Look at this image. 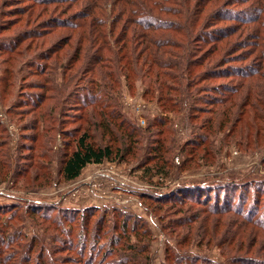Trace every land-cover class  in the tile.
<instances>
[{"label": "rangeland", "instance_id": "obj_1", "mask_svg": "<svg viewBox=\"0 0 264 264\" xmlns=\"http://www.w3.org/2000/svg\"><path fill=\"white\" fill-rule=\"evenodd\" d=\"M138 2L152 6L151 12L160 14L166 21H178L183 17L178 12L180 6L169 0H160V3L173 6L171 9L176 11H156V0H0V46H3L0 49V150L8 170V176H5L7 170L0 167V229L7 230L0 232V239L14 228L23 233L18 237L22 243L5 241L0 264L18 259L16 251L23 253L22 246L28 250L35 233L37 241L32 250H28L31 255L23 254L21 259H28L29 255L30 258L22 264H41L47 260L55 264H74L67 262L70 256L77 255L67 241L82 230V212L89 213L93 209L98 211L86 221L89 243L96 239L92 233L101 215V220L103 217L107 220L102 221L104 228L97 230L103 233L101 244L106 249L105 242L113 234L123 232L121 222L124 218L117 214L121 212L128 217L130 242L147 245L139 256L146 264H175L171 254L176 250L188 251V254L196 255L194 257L205 256L206 264H247L250 260L264 264V227L246 221L238 212L243 207V214L249 213L248 208L258 212L256 218L264 220V39L260 46H255L252 39V31L257 26L264 32V11L256 0H191L187 3L191 11L200 10L197 31H216L227 26L235 29L227 37L213 41L216 45L199 39L196 44L197 39L191 34L181 37L170 28L158 31L160 35L165 33L167 37L182 38L181 46L185 49L187 42H192V47L196 44L195 50L191 51L192 58L197 54L201 63L195 65L191 77H198V80H194L191 90L183 89L186 88L184 84L180 86L189 91V106L184 104V110L178 112L164 111L158 91L149 88V77L121 74L118 76L120 86L114 88L113 96L123 112L121 119L126 118L137 125L138 142L124 151L122 160L116 155L113 160L88 164L74 180L66 181L62 177L64 150H72L75 145L72 141L68 146L62 140H74L90 124L91 132L97 130L95 135L98 134L99 139L103 133L91 122L93 116L99 118L98 107L79 106L82 98L78 99V93L68 100L65 97L75 87L81 89H75L77 92H83L85 87L97 83L96 80L106 79L101 77L103 69L93 62L92 55L103 45L105 54L110 56L108 48L117 46L115 36L124 26H127L128 37L136 44L131 33L136 25H132L130 19ZM226 9L238 17H213L216 12L222 14ZM256 14L261 17L259 21L245 23L248 17L254 19ZM98 18L102 23L95 26ZM56 19L64 24L52 25ZM243 42L245 45L241 47ZM12 44L14 47L7 49ZM133 44L129 43L128 47ZM77 51L80 56H76ZM172 51L166 56L177 59L176 55L184 52L185 57L186 51L182 47L172 48ZM51 53L52 57L46 58ZM30 61L33 64L30 65ZM88 64L92 66L90 69ZM248 68L252 75H242ZM168 70L177 76L168 81L177 85L179 69ZM45 82L53 88L44 87ZM218 88L219 99L226 97L222 102L214 99V90ZM58 89L60 94L44 106L22 101V97L36 100L38 94L44 92L54 95ZM230 93L229 101H225ZM52 102L66 104L62 109L64 113L56 108V120L43 114L49 111ZM161 116L167 118L165 124L162 120L157 121ZM41 120H45V125L53 122L54 128L48 131L34 129V124H41ZM63 130L68 132L63 134ZM114 130L121 132L122 129L114 127ZM202 133L207 139L200 144L195 140L192 144L190 138L199 136L196 139L201 140ZM33 134H37V139H26ZM69 134L71 138L66 137ZM120 136L121 133H116L115 138ZM156 137H164L165 145H173V150L168 164L162 158L150 174L147 168L155 163V159L149 160L147 154L155 147ZM115 140L114 145L123 148L129 143L121 137ZM31 144L35 148L33 151ZM164 164L166 170L157 174V168ZM15 167L22 169L15 173ZM208 181H233L238 191L235 193L232 186L225 184L223 189L211 188L213 194L208 200L204 198L207 191L201 194V199L207 203H156V194ZM226 189L231 192L225 194ZM257 190L263 197L260 204L256 203L261 197ZM189 192L197 193L194 188ZM216 194L221 196V202L216 201ZM20 198L37 200L41 203L37 206L51 217L26 212L24 200ZM227 198L231 205L224 202ZM246 198L248 204L243 206L241 202ZM217 203L227 210L211 211ZM17 206L19 209L14 212ZM105 209L109 210L106 215ZM134 227L138 232L147 230L148 235L143 239L136 237ZM89 243L86 254L93 250L94 245Z\"/></svg>", "mask_w": 264, "mask_h": 264}, {"label": "trees", "instance_id": "obj_2", "mask_svg": "<svg viewBox=\"0 0 264 264\" xmlns=\"http://www.w3.org/2000/svg\"><path fill=\"white\" fill-rule=\"evenodd\" d=\"M169 1H172L173 5L176 4L180 6V8L176 6L175 7L178 9H181L178 11L179 13H182L183 17L181 18V20H178V21L172 20V22L163 20L162 17L159 16L160 14L157 15L151 12L154 9L152 8V6H148L147 4L142 5L141 2L140 3L138 2V5L134 6V12H132L133 16H131V19H130V21L134 23L132 25H136L131 32L134 36L133 39H134V42H136V44L134 45L132 43V40L128 37V34H127L128 33L127 26H124L122 30L119 31V34L115 36L117 46L115 48L113 47L108 48V50L111 53L110 56L108 54H105L104 52L105 46L103 45H101L103 48L99 49L98 51L96 49L95 53L92 55L93 62L100 64L99 67L103 69L102 71H100L101 77L106 78V79L96 80L97 83H95L93 86L89 85L88 87H85L82 90L83 92H77V90L75 89H79V88L75 87L74 89H72L71 91L67 93L68 95L65 97V100L70 99L72 96L75 95V93H78L77 94L79 97L78 99L82 98V101H81L82 105H79V106H91L92 105V106L98 107L97 113H98L99 118H97L96 116H93L94 118L91 122H92V125H94V128L96 129L101 128L103 133L101 134V137H100L101 139H99L98 134L95 135L96 133L95 131L97 130H95L94 132H91L90 128L92 126L90 124L88 125V128H86L85 131L79 137L76 136L75 138H73L74 140L69 141L68 138L67 139L64 138L62 140V142L67 143L68 146H70L69 144H71L72 141L75 143L74 148L72 150H67V149L64 150V155L62 157V165H61V174L64 180L71 181V180L78 178L81 175L83 169L90 163H101L106 159L113 160L116 157V155L119 156L120 159L122 160L126 154L124 151H128L129 147H133V144L135 142H138L137 141L138 135L135 133L138 129L136 127L137 125L133 123V121L127 120L126 118L121 119L123 112H121L119 108V102L115 101L116 99L113 96L114 88L116 86L119 87L121 83L119 82L118 76L120 77L121 74L122 75L134 74V75H141L147 78L149 77L151 81V84H149L150 85L149 88L152 89L153 87L154 90L156 88V91H158V100L162 103L164 111L170 110V111L178 112L179 110H182L184 108V104L186 105L189 104V101H188L189 91L187 92V90H182L180 86L184 84L186 88H183V89L191 90L195 84L194 80H198V77H195V76L191 77V75L193 73V68L195 67V65H199V63L201 62L198 56H196L197 54H195L194 57L192 58L193 52L191 51L195 50L194 48H196L197 43L199 44V41L213 42V41H216L219 37L221 38L227 37L229 34H231L235 30L232 27L227 26V28H223V29L220 28V29H217L216 31L199 32L197 31V25L199 24V21L201 19L200 10L197 9L198 11L196 12L193 9V11H191V7L187 5V3H191V0H184V1L182 0L183 3H180V0H169ZM185 1H186V4H184ZM256 3L261 6L262 8L261 11H264V0H256ZM171 7L173 6H170L168 4L162 5L160 3V0H156V8L158 9L156 11L160 13L163 12V10L164 11H173V10L176 11V9L174 8H172L173 9L172 10ZM88 11L86 12V15L88 14ZM231 12L233 11L226 9L224 10L222 14L220 13L217 14L216 12L215 14H213V17L215 18L216 16L217 18H222V17H230L231 15L234 16L233 18L238 17V15L236 14L235 15L231 14ZM253 18L254 19H252V17L251 18L248 17L245 23L248 24L253 21L257 22L260 20L261 17L260 15L256 14ZM61 21L62 20L60 19H56L55 21H52V25L55 23L64 24ZM95 22H96L95 26H97V23H102V19L98 18L95 20ZM163 28H166V29L170 28L171 30H174L175 32H177L178 35H180L181 37H188V35L191 34L193 38L197 39L195 46L192 47V42L191 43L187 42V47L185 49L183 46H181L184 43V41L181 40L182 38L181 39L175 38L173 35H169L167 37L165 36V33L160 35L158 31ZM238 29L239 27H237V31ZM175 32L174 34L176 35ZM252 33H253L252 39L254 41L253 42L254 45L260 46L262 44L261 41L264 39V32L262 28L257 26V28L253 30ZM198 36L199 38H196ZM248 38H251V37H248ZM246 42H249V39ZM119 43L121 44L118 45ZM129 43L133 44L134 46L129 48L128 47ZM213 43L215 44L216 42H213ZM244 45L245 43L243 42L241 47H243ZM13 47L14 45L12 44L8 46L7 49H10ZM180 47H182L186 51L185 57H184V52L179 53V56L176 55L177 59L166 56L167 54L174 52L172 51V48H180ZM1 48H3V46H0V49ZM54 49L55 48H52L51 50H54ZM113 50L115 54L113 53ZM52 55H53L52 53L48 54L46 55V58L50 59ZM76 56H80L79 51H77ZM74 57L75 56H73V58ZM29 63L31 65L33 64V61H30ZM88 66H89L88 69L92 67L89 64ZM174 68H177L180 71V73L178 74L179 80L178 81L176 80L175 82L177 85L171 84L172 82L168 81V78H171L174 80L177 79V76L170 74L169 71L171 70H168V69L174 70ZM126 69L131 70V72H127ZM217 72H219V74L223 73L222 70L217 71ZM242 72H243L242 75H245V76L252 75L251 68H248L247 70L242 71ZM232 73H236V72H232ZM204 75L206 74H203V76ZM199 77H201V74L199 75ZM5 78L6 76H4V79ZM48 79L49 78H47V80ZM154 84H156V86H153ZM51 86L52 84L48 82L44 83V87L46 88L52 89L53 87ZM219 90L220 88H218V90L217 89L214 90L215 91L214 99L222 102L224 101L226 97H224L223 99H219L220 98V96H218V93H220ZM232 90H235V87ZM58 94H60L59 89L56 91L54 95L52 94L51 96H49V94L44 92V93L38 94L39 96L36 100H30L28 98L22 97V99H24L22 101H24V104L31 103L37 106L39 105L44 106L47 101L53 100L54 96H57ZM229 96H231V93L227 96V99L225 101H229L228 100ZM65 102L61 104H56L52 102L50 109H48L49 111L46 110V112L43 113L44 116H46L47 118L49 117V119L51 120H54V119L56 120V118H54V112L56 108L58 107H59V111L60 110L63 111L62 109H64V106L66 105ZM41 109L44 110L45 107H42ZM166 119H167L166 117L163 118L161 116V118L159 117L157 121L162 120L161 123L165 124V122L167 121ZM114 127L118 129H122L121 132H118V130H114ZM33 128L38 129V130L41 129V131H48L54 128V126H53V122H50L45 125V120H41V124H34ZM64 132L67 133L68 131L63 130V134ZM116 133H121L120 137L123 139H127L129 141L126 148L114 145V142H116L115 139H120V137L115 138ZM71 134L67 135L66 137L71 138ZM106 135H109V136L107 138H104ZM195 135H198V134L196 133ZM200 136L202 137L201 140L196 139L199 136H196V138H193V137L190 138L191 143L192 144L195 143V140H196V143L200 144L202 143V140L207 139L206 136L203 135V133L200 134ZM46 138L49 139V135H46ZM26 139H30L31 141H34L35 139H37V134L35 136L33 134L31 138H26ZM192 139H194L193 142H192ZM44 142L46 145H48L46 141ZM154 146L155 147L153 148L152 152H149L147 154L149 160L155 159V163H153L150 167L147 168L148 173L150 174L151 172L155 171L156 163L162 158H164L165 162L168 164V162L171 160L170 154L172 153V150H173V145H170V146L165 145L164 137H156V144H154ZM30 149L32 151L35 150L33 144H31ZM167 155H168V158H165L167 157ZM1 156L2 154L0 150V167L2 166L4 169L7 170V168L5 167L6 163L4 160L1 159ZM156 158H157V161H156ZM165 164L162 168H157L156 170L157 174L158 173L160 174L161 171L166 170ZM20 169L22 168L15 167V170H16L15 173L20 171ZM5 176H8V170L6 171ZM235 183L236 182H233V181H228V182L223 181L222 183H218V182L214 183L213 181L202 182L199 184H195L192 187L187 185L183 188L172 189L168 192H162V193L156 194L155 199L157 201L156 203L158 204L164 201V202H170L172 205L184 204L187 201L202 202L205 200L204 198L208 200L209 198L212 197L211 194L213 193H212L211 188L215 190L223 189L225 184H229L228 185L229 187L232 186V190L236 193L238 189H235V188H238V187H236ZM191 188L196 189L198 194L190 193L189 191ZM210 189H211V193H209ZM205 191H207L205 193L206 196L203 199H201V197L203 196L201 194L204 193ZM225 191H226L225 194L231 192L229 189H226ZM258 191L259 190H257L256 193H258V196L259 195L261 196L260 191L259 192ZM216 196H217L216 201L221 202V199H220L221 196L217 194ZM228 198L225 199L224 202H227L228 205H231L232 204L231 200H229ZM230 198L234 199L233 197H230ZM20 199L24 200V203H25L24 210L26 212H29L30 214L34 216L40 215L43 218L51 217L50 215H48V213L45 214L46 212L45 213L42 212V208H39L37 206L38 203L41 204L37 200L33 201V200H26L24 198H20ZM262 199L263 197L261 196L259 199L256 200V203L260 204L261 202L260 200ZM206 201L204 202L207 203ZM242 201L243 202L241 203H244L243 206L248 204L247 203L248 198ZM16 209H19V206L15 207L14 212H16ZM225 209L226 207L218 206V203H217L215 207H212L211 211L224 212ZM247 210L249 213L243 214L245 213L244 212L245 210H243V207H242L241 209L238 210V212L245 216L244 219L246 221L248 222L253 221L256 224L258 225L260 224V226L264 227V220H260L256 218L258 215V212L254 210H249L248 208ZM97 211H98L97 209L96 210L93 209L90 212L88 211L89 213H87L86 210L85 212H82L83 215H81V217L83 219V222H82L83 228L82 230H80L77 236H74V235L70 236V232H68L71 238L67 241L69 242V245L68 244L67 245L70 246V249H72V251H74L75 254L77 255L70 256L67 262H71L74 264H146L145 262H142L139 260V256H140V253L146 249L147 245L143 244L142 246H138L137 243L130 242L131 236L128 234V225H129L128 224L129 221L127 219L128 217H126L121 212L117 214H119L120 216H122V218H124L123 222H121V225H122L121 228L123 232H120L119 234H116V233L113 234V236L109 238L107 243L105 242V244H107L105 245L106 249H104V246L101 244V239H102L101 236L103 235V233H101L100 230L99 231L97 230V228H100V229L104 228L105 224L103 223L102 225V221L105 222L107 220L105 217H103V219L101 220L100 219L101 215H99L100 217L97 219L98 223L95 224V229L92 233V237L96 236V239L95 241H91L89 243L90 231H89V226L86 224V221H89L91 215H93L94 212H97ZM108 212H109L108 209L103 210V213L105 215ZM259 214H260V211H259ZM181 222L182 220L179 221L178 223H181ZM133 230L136 231V237L140 236V238L143 239V237L145 238V236L148 235L147 230H143V232H138L136 227H134ZM6 231H3V229H0V232L2 233H5ZM19 236L22 237L23 233L19 232L18 228L17 229L14 228L13 232H9L8 234L2 236V238L0 239V254H4V252L1 253V250L4 249V244H6L5 241H8L10 244H13L16 241H19L17 243H22V241H20V239L18 238ZM33 236H34V239H31L28 250L30 249L32 250L33 243L37 241V234L35 233ZM97 241H100V243ZM88 243L94 246H93V250L89 251V253L86 254ZM97 244L98 246L100 245V249L99 247H97ZM26 248L22 246V250L24 251L23 253H21V251L19 250L16 251V255L18 259L10 263L4 262V264H22V261L23 262L28 261L31 254ZM44 252L45 250L43 249V253ZM27 253L30 254L28 256V259L27 257H25L24 259H21L22 255L27 254ZM172 253L173 254H171V259L175 260V264H189V263L190 264H206L205 262L206 260L204 261L206 257L201 256L200 254L197 255V257H194L196 255L193 256V255L188 254V251H181V250L179 251L176 250L175 254H174V251H172ZM11 255H14V254H11ZM41 257H42V253L39 256V258ZM0 260L3 261V258H1ZM48 262H50L49 264H55L51 260L41 262V264H47ZM209 263H210V260H209ZM246 263L247 264H257L258 262L250 260V261H247ZM168 264H171V263H168Z\"/></svg>", "mask_w": 264, "mask_h": 264}]
</instances>
